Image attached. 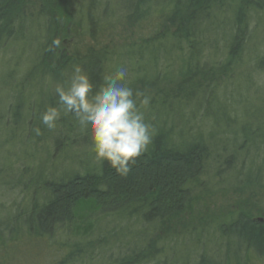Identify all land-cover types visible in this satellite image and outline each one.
Listing matches in <instances>:
<instances>
[{
	"label": "rangeland",
	"instance_id": "rangeland-1",
	"mask_svg": "<svg viewBox=\"0 0 264 264\" xmlns=\"http://www.w3.org/2000/svg\"><path fill=\"white\" fill-rule=\"evenodd\" d=\"M136 1L96 0L93 15L100 21L96 22L93 16L97 25L92 31L94 37L89 38L92 35L88 33V20L83 13L91 0H71L69 11L79 26L72 28L74 34L62 32L58 45L66 51L87 47L101 51L106 56L101 80L117 66H125L129 71V86L151 98L150 105L143 110L154 133L162 128L174 144L201 141L207 147L209 156L198 192L192 197V208L170 228L172 233L165 243L163 233L160 237L153 232L146 236L144 241H152L153 261L145 264L161 263L167 257L174 258L178 264L184 261L186 264H264V259H247L245 250L237 249L219 230L240 211L251 212L255 219L264 214V11L246 15L243 48L235 63L228 59L234 34L231 14L226 11L218 14V18L212 14L219 22L214 30H209L203 38L204 47L195 54H199L196 69L214 71L199 75L194 87L187 86L180 94L177 87L187 70L180 59L187 51L181 44L167 47L166 43L156 42L173 32L168 21L172 13L167 4L174 0H152L153 6L139 5L134 10ZM42 22L38 7H30L23 23L28 36L10 42L0 55V114L15 101L12 90L19 89L18 84L33 68L35 51L43 42ZM48 84L35 88L34 95L53 93ZM76 127L64 153L54 155L51 139L44 138L39 143L49 144L52 150L43 172L45 179L59 177L66 171L81 175L98 168L100 161L92 151L89 133L78 124ZM56 131L55 126L54 137ZM0 146L1 160L7 152L1 138ZM23 167L16 162L13 170L20 174ZM10 178L0 181V230L4 233L8 217L28 209V203L41 204L46 196L42 183L34 184L35 191L33 186L24 185L26 177L20 183L11 182ZM250 179L254 181L252 185L247 184ZM105 218L97 211L77 213L74 223L55 228L43 239L27 236L16 246L8 245L7 258L0 250V264H120L127 250L137 251L140 242L134 243L132 234L126 230L124 234L116 229L112 231L113 220ZM17 226L23 230L22 221ZM155 251L161 252L159 257Z\"/></svg>",
	"mask_w": 264,
	"mask_h": 264
},
{
	"label": "trees",
	"instance_id": "trees-1",
	"mask_svg": "<svg viewBox=\"0 0 264 264\" xmlns=\"http://www.w3.org/2000/svg\"><path fill=\"white\" fill-rule=\"evenodd\" d=\"M33 1L0 0V55L10 42L28 36L23 23L30 7H38V16L43 19L44 28V35L41 37L43 42L35 51L33 68L19 84L16 82L19 89L12 90L15 101L0 114V118L5 122L0 120V128L3 130L1 132L0 129V138L3 145H7L6 155L0 160V181L8 177H12L9 179L11 182L21 181V178L26 177L24 185L33 186L35 189L34 184L42 183L46 196L41 204L28 203V209L23 212L18 210L15 215L7 218L10 225L6 227L5 233L0 230V250H3L2 254L7 258L8 245L16 246L27 236L43 239L52 234L55 228L74 223L77 213L97 211L100 216L113 220L112 231L116 229L120 234H124L126 230L132 234L134 243L140 242L137 251L132 248L127 250L120 264H145L147 261H153L152 241L144 240L152 232L156 237L163 233L165 243V238L172 233L170 228L175 227V222L180 216L192 208V197L198 192L200 180L204 175V163L209 156L207 147L201 141L174 144L161 128L153 132L152 143L131 165L126 176L119 175L106 161H100L94 171L81 175L66 171L59 177L45 179L43 172L52 150L49 144L42 146L39 143L44 138L51 139L54 155L64 153L72 140L70 135L77 128V122L71 114H64L56 122L58 133L54 137V128H47L41 122V115L49 106L59 107L54 89L60 84L67 86L73 66L81 67L89 76L94 90L98 88L103 81L101 71L106 56L93 47L66 51L60 50L59 45L54 43L60 40L62 32L71 33L73 27L79 26L69 11L71 0H39L38 3ZM139 5L153 6L152 0H137L133 3L134 10H137ZM167 5L172 13L168 21L173 27V32L162 39L164 42H156L166 43L167 47L181 44L187 51L184 58H179L187 69L177 87L179 92L187 86L194 87L193 82L199 75L205 76V73L214 71L208 68L196 69V66H199L198 53L204 47L203 38L209 30H214L216 22H219L212 14L217 15V18L226 11L231 14L234 34L231 37L228 59L235 63L243 48L246 15L251 11H264V0H174L168 1ZM95 6L96 0H91L87 12L85 15L83 13V17L88 20V33L92 35L89 38L94 37L92 31L97 25L96 22L100 21L93 15ZM77 19L80 21L81 17ZM59 25L64 28L60 30ZM74 32L72 31V34ZM196 51L198 53L195 54ZM46 82L53 93L38 92L34 95L35 88L42 87ZM26 104L28 107L25 108ZM37 128L40 130L38 135L35 131ZM16 148L19 150L15 151ZM16 162L24 166L20 174L13 170ZM13 173L17 176H11ZM53 175L51 174V177ZM253 183L250 179L247 184ZM262 215V218L255 219L251 212L240 211L235 219L219 229L222 237L229 238L237 249L242 247L245 250L247 259H264V214ZM21 221L24 231L17 226ZM133 227L137 229L134 230ZM160 253L155 251V256L159 257ZM166 259L167 261L156 264H178L174 258ZM183 264H186L185 261Z\"/></svg>",
	"mask_w": 264,
	"mask_h": 264
},
{
	"label": "clouds",
	"instance_id": "clouds-1",
	"mask_svg": "<svg viewBox=\"0 0 264 264\" xmlns=\"http://www.w3.org/2000/svg\"><path fill=\"white\" fill-rule=\"evenodd\" d=\"M128 77V69L119 65L94 90L83 69L73 66L67 86L60 84L55 89L59 107L49 106L41 115V122L52 129L61 112L71 114L78 126L89 133L95 158L106 161L121 176L128 174L153 139V128L143 110L151 98L134 92ZM35 131L38 135L40 130Z\"/></svg>",
	"mask_w": 264,
	"mask_h": 264
}]
</instances>
